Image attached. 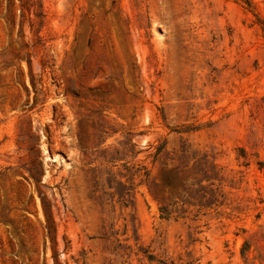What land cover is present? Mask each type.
<instances>
[{
    "label": "rangeland",
    "instance_id": "374dc122",
    "mask_svg": "<svg viewBox=\"0 0 264 264\" xmlns=\"http://www.w3.org/2000/svg\"><path fill=\"white\" fill-rule=\"evenodd\" d=\"M251 1L0 0V264H264Z\"/></svg>",
    "mask_w": 264,
    "mask_h": 264
},
{
    "label": "trees",
    "instance_id": "16d2710c",
    "mask_svg": "<svg viewBox=\"0 0 264 264\" xmlns=\"http://www.w3.org/2000/svg\"><path fill=\"white\" fill-rule=\"evenodd\" d=\"M246 2H247L248 5H251V3H252L251 0H246ZM261 23L263 24V30H264V20H261ZM162 211H164V210H162ZM164 212H165V211H164ZM248 247H250V246H249V242H248V241H245V242H244L243 249H242V253H243V255L246 254V250H247ZM149 257L151 258L152 256H149Z\"/></svg>",
    "mask_w": 264,
    "mask_h": 264
}]
</instances>
